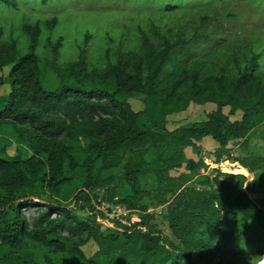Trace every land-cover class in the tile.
Masks as SVG:
<instances>
[{"label": "trees", "instance_id": "obj_1", "mask_svg": "<svg viewBox=\"0 0 264 264\" xmlns=\"http://www.w3.org/2000/svg\"><path fill=\"white\" fill-rule=\"evenodd\" d=\"M186 1L194 2H141L155 13ZM0 5V72L9 69L0 75V89L9 87L0 93V128L11 125L17 136L15 142L0 136V264H264V237L257 241L243 226L256 223L264 236V145L251 138L264 129L262 52L244 65L236 54L223 62L182 59L165 76L172 52L208 33L191 21L158 32L159 46L141 29L146 54L133 70L121 53L114 59L107 54L106 63L95 66L84 50L62 60V38L52 44L48 34L49 45L42 46V21L6 14H18L17 0ZM56 22L47 21L48 29ZM131 99L143 108L135 110ZM194 106H208L204 119L169 129L170 116ZM237 113L240 119H231ZM207 137L219 146L216 162L230 143L240 146L232 160L246 168L234 171L243 174L217 170L194 183L206 165L198 143ZM122 165L120 174L105 176ZM184 166L187 172L172 174ZM253 173L262 176L248 181ZM149 178L156 182L144 188ZM95 200L128 214L115 229H103ZM73 202L89 207L92 216L79 218ZM26 205L42 207L34 226L23 214ZM157 209L166 230L151 211ZM91 241L98 251L88 257L83 247Z\"/></svg>", "mask_w": 264, "mask_h": 264}, {"label": "rangeland", "instance_id": "obj_2", "mask_svg": "<svg viewBox=\"0 0 264 264\" xmlns=\"http://www.w3.org/2000/svg\"><path fill=\"white\" fill-rule=\"evenodd\" d=\"M20 10L18 14L7 11L10 16H16L22 21L23 17H32L35 21L44 23L45 35L42 37V46L49 45L47 43V35L49 34L52 44L62 38V60H71L80 54L81 50L86 51L87 57L92 65L100 66L106 63L107 54L114 59L118 54H123L126 61L132 64L130 69L133 70V64L142 59L145 54L143 45L142 31L143 29L149 40L154 46H159L161 38L158 32L174 31L178 28H185L186 25L193 21L197 25L208 31L197 42L190 45L181 46L175 49L167 63L164 75L170 73L173 67L182 59H198L211 57L223 62L229 56L237 55L241 65L247 64L248 60L256 52H262V66L258 74L264 76V0H216L202 2L186 1L185 5L175 9L172 12L155 11L148 12L143 8V0H17ZM2 5L0 8L2 9ZM5 9V7H4ZM206 17L207 20H201ZM57 18L55 26L48 29L46 22ZM11 22H8L9 25ZM189 30L193 31V27L189 26ZM190 31H188L190 33ZM188 33V34H189ZM51 44V45H52ZM43 49V48H42ZM236 71L235 64L232 65ZM9 69H5L0 75L6 76ZM9 92V87L4 85L0 89L1 94ZM131 104L135 110H141L143 104L138 99H131ZM208 109V106H203ZM201 107H192L189 110L175 114L169 117L168 127L175 130L181 125L191 121L204 119L205 115ZM226 113L229 112L227 108ZM241 114L232 115L231 119H240ZM264 129H256L252 133L253 145L263 146L262 131ZM11 125L0 128V136L11 137L15 142L16 134L13 133ZM17 144V143H15ZM201 148V154L204 157L206 165L196 171L194 183H199L206 176H216V164L214 151L219 146L212 140L207 139L198 143ZM0 146L2 144L0 143ZM230 151L224 154L229 162L219 164L223 173L233 174L239 166L234 167L235 161L232 159L241 153L240 146L236 143H230ZM10 154L16 152L13 145L9 149ZM190 157L198 159L197 153L193 147L186 149ZM208 160V161H207ZM123 171V165L120 168L107 171L105 176L118 175ZM187 172L185 166L172 171L173 175H179ZM261 173V172H260ZM253 174L248 181H252L262 174ZM222 179L229 180L228 176ZM155 180L149 178L144 181V188H151L155 184ZM125 195V191L122 192ZM102 196L103 193L99 192ZM254 199L257 196L253 195ZM94 215L101 222L103 229H115L118 221H123L128 212L120 206L114 205L109 201L99 202L95 200ZM75 214L81 219H88L90 214L89 207L82 208L73 202L70 205ZM42 207L37 205H26L23 208V214L26 216L30 226L36 223L39 211ZM157 214L156 222L164 230L168 229L163 224L160 209L153 210ZM257 241H263V230L256 223L250 227L243 223ZM250 229V231H249ZM65 235L73 237L67 231ZM78 239L79 237H73ZM178 242V241H177ZM84 253L91 257L98 251V246L91 241L83 247Z\"/></svg>", "mask_w": 264, "mask_h": 264}, {"label": "crops", "instance_id": "obj_3", "mask_svg": "<svg viewBox=\"0 0 264 264\" xmlns=\"http://www.w3.org/2000/svg\"><path fill=\"white\" fill-rule=\"evenodd\" d=\"M207 139H209L208 137L207 138H204L203 139V141L202 142H204V141H206ZM216 150V149H215ZM208 161V160H207ZM216 164H214L213 162H212V164L211 165H213V166H215L216 168H214V170H215V172H217V170H221V167H220V163L221 164H223L222 162H229L228 160H227V158H223L222 160H221V162H216L215 160H213ZM206 163V162H205ZM234 167H237V166H241V167H243L241 164H240V162H235V164H232ZM235 165H237V166H235ZM243 168H245V167H243ZM246 169V168H245ZM248 170V169H247ZM222 171V170H221ZM249 171V170H248ZM223 172V171H222ZM252 173V172H251ZM233 174H237V173H233ZM239 174H243V173H239ZM254 174V173H253ZM245 175V174H244ZM211 176H213V175H211ZM247 176V175H246ZM196 178V177H195ZM248 178V177H247ZM253 180V179H252ZM152 212H153V210H151ZM155 211V210H154ZM161 211V210H160Z\"/></svg>", "mask_w": 264, "mask_h": 264}]
</instances>
